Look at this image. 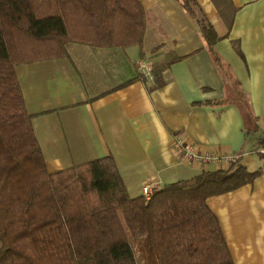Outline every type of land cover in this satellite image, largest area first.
I'll return each instance as SVG.
<instances>
[{
    "label": "crops",
    "instance_id": "crops-1",
    "mask_svg": "<svg viewBox=\"0 0 264 264\" xmlns=\"http://www.w3.org/2000/svg\"><path fill=\"white\" fill-rule=\"evenodd\" d=\"M139 1L147 23L141 48L67 42L66 54L41 53L16 65L47 170L111 155L137 198L145 183L158 191L203 171L227 170L241 158L247 171L261 174L207 204L234 264H264V147L246 138L264 118V0H232L237 12L230 30L211 0H196L221 38L215 50L230 82L179 2ZM168 53L178 60L163 73L164 86L153 89L144 68ZM248 111L258 122L246 118ZM178 142L218 160L189 161Z\"/></svg>",
    "mask_w": 264,
    "mask_h": 264
},
{
    "label": "trees",
    "instance_id": "trees-1",
    "mask_svg": "<svg viewBox=\"0 0 264 264\" xmlns=\"http://www.w3.org/2000/svg\"><path fill=\"white\" fill-rule=\"evenodd\" d=\"M176 1L230 82L215 50L221 38L199 4ZM211 1L230 30L232 0ZM146 28L139 0H0V264H234L207 200L261 174L247 171L241 158L227 170L168 184L149 200L130 197L111 155L47 170L16 65L41 53L66 54L67 42L141 48ZM177 60L168 53L151 65L153 89L164 86L163 73ZM246 118L258 122L249 111ZM253 136L264 147V118L247 129L246 138Z\"/></svg>",
    "mask_w": 264,
    "mask_h": 264
},
{
    "label": "built area",
    "instance_id": "built-area-1",
    "mask_svg": "<svg viewBox=\"0 0 264 264\" xmlns=\"http://www.w3.org/2000/svg\"><path fill=\"white\" fill-rule=\"evenodd\" d=\"M176 149L181 150L184 153L185 158L189 161H199L206 164L211 161L218 160V158L216 157L198 156L197 154H195L194 149L192 147H184L181 142L177 143ZM261 153L264 155V149L261 150ZM141 191L144 198L146 200H149L152 195L156 192V188L150 183H145L143 184Z\"/></svg>",
    "mask_w": 264,
    "mask_h": 264
},
{
    "label": "rangeland",
    "instance_id": "rangeland-1",
    "mask_svg": "<svg viewBox=\"0 0 264 264\" xmlns=\"http://www.w3.org/2000/svg\"><path fill=\"white\" fill-rule=\"evenodd\" d=\"M147 72H150V69H151V65H149V64H146V67L144 68ZM181 151V150H180ZM192 162H194V161H192ZM139 255L140 254H142L143 255V252H139L138 253Z\"/></svg>",
    "mask_w": 264,
    "mask_h": 264
}]
</instances>
